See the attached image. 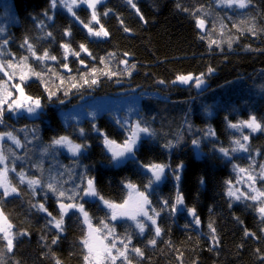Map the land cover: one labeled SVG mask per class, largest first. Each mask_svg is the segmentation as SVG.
I'll return each mask as SVG.
<instances>
[{
	"label": "trees",
	"instance_id": "trees-1",
	"mask_svg": "<svg viewBox=\"0 0 264 264\" xmlns=\"http://www.w3.org/2000/svg\"><path fill=\"white\" fill-rule=\"evenodd\" d=\"M12 1L17 22L0 38L8 40L10 47H3L7 54L1 58L11 59L8 51L15 53L16 61L27 57L39 79L24 81V88L29 96L41 100L44 109L39 119L6 111L0 124L27 142L19 149L6 142L3 148L9 180L18 194L4 197L0 190V209L16 234L12 251L0 239V264H110L105 259L85 260L89 250L84 240L90 228L79 211L70 210L64 216L63 231L49 223L52 216L59 218V200L63 199L48 189L49 183L66 195L80 193L75 202L84 205L92 228L103 230L102 236L108 231L104 224L114 229L107 244L116 238V247L122 248L120 240L130 236L131 264H264V218L259 212L264 196L249 198L256 196L251 186L264 193L260 178L264 174V131L254 134L249 128L229 127L252 116L264 126V0H247L245 9H229L217 0H133L135 8L128 0H102L95 10L108 32L106 37L90 35L81 23L91 20L88 6H76L73 16L58 4L53 8L51 0ZM197 18L204 20L203 30L197 27ZM90 26L100 27L95 22ZM25 40L36 56L47 51L56 59H35ZM81 44L91 55L81 51ZM63 45L71 51L65 53ZM181 75L200 76L206 86L181 83L177 80ZM52 77L58 82L69 78L71 87L60 84L57 91L58 86L49 84ZM6 79L0 72V82ZM77 79L80 85L73 87L72 80ZM92 79L98 82L92 85ZM64 92L74 96L73 102L86 93L140 94V123L151 134L141 139L132 156L116 164L104 138L122 145L130 130L108 114L66 122L60 112L65 107L60 106ZM62 136L82 145L83 151L72 156L52 144ZM37 143L44 159L29 155ZM153 164L166 166L161 181L155 180L148 167ZM89 179L99 197L118 205L128 200L127 185H135L151 201L149 214L152 208L159 212L155 218L161 235L155 237L154 227L143 216H137L147 224L143 234L129 216L112 219L115 209L104 206L99 198L83 195L81 190L87 188ZM29 180L40 183L30 187ZM230 189L239 193V200L228 195ZM178 194L181 204L176 203ZM39 204L52 216L39 210ZM246 231L251 235H245ZM153 238L155 245L148 243ZM132 248L141 249L143 256ZM115 264L125 262L117 259Z\"/></svg>",
	"mask_w": 264,
	"mask_h": 264
},
{
	"label": "snow or ice",
	"instance_id": "snow-or-ice-1",
	"mask_svg": "<svg viewBox=\"0 0 264 264\" xmlns=\"http://www.w3.org/2000/svg\"><path fill=\"white\" fill-rule=\"evenodd\" d=\"M58 0H51V6L53 8L56 7ZM60 3L63 4V6L65 8H67V10L72 13L73 16H75V12L73 11L74 6L78 5V2H82V3H86L88 8L92 9V15H91V20L88 23H84L83 21H81V23L84 25V27L88 30V33L92 36H108V32L104 29L103 25L100 24V21L98 19L97 13H96V5L98 3H100V0H59ZM224 2H226L229 6H231L232 4H236L239 8H245L247 6L246 0H224ZM128 3L132 5L133 8L136 7V5L133 3V0H128ZM179 6V5H178ZM139 10L137 9V12ZM105 15H107V13H105ZM76 19H79V17H76ZM141 19H143V16H141ZM95 22V24L100 25L99 30H94L93 27H91L90 25ZM204 20L197 18V27L202 29L204 28ZM128 29H125V31H127ZM0 31H2V29H0ZM66 35L70 34L69 32L65 33ZM49 36L51 35V33L48 34ZM7 43V40L4 41V44ZM25 44H28V41L25 40ZM64 49H65V53H68L69 51H71L68 47V45H63ZM80 49L81 51L88 53V55H91L90 52H88V49L85 47V45L81 44L80 45ZM28 50L32 53L33 56H36L35 51L33 50V46L31 44H28ZM73 55L79 56L80 52H75L72 51ZM127 55V54H125ZM36 58L38 60H45V59H52L55 60L56 57L55 56H50L49 53L47 51H45L42 55L40 56H36ZM66 58V57H65ZM27 60V57L22 58L21 63L25 62ZM102 63H104V61H101ZM81 63L83 64L84 61L81 60ZM126 63V62H125ZM19 65H13L11 62L4 64V63H0V72H3L5 76L8 77L9 80H12L15 77V72H12L11 74L9 73L8 69H12L14 67H18ZM65 67H67V65H65ZM133 67H135L133 65ZM95 69H93V73H95ZM209 72H212L213 69H209ZM35 75H39L38 73H33ZM27 77L25 75H20L19 76V83H16L14 85H12V88L15 91L19 92V97H17L16 99L12 100L11 103H8L6 100L0 99V117H2L3 115V105L5 103H7V107L9 111H13V110H17V109H21L25 107V103L27 102V108L26 110L29 113L34 112L37 108H39L40 105V100L39 99H34L31 96H27L24 92L23 87H21V85L23 84V82L25 81ZM177 80L180 81L181 83H188L189 81L195 80L196 82V86L200 87V85L203 83V81L199 78V77H193L191 75L188 76H178ZM84 82L86 84L89 83V81L87 79L84 80ZM98 81L96 79H92L90 81V83L92 85L96 84ZM76 85H73V87H75ZM9 96H11V92H9L8 94ZM241 126L243 127H247L249 129H251L252 132H256V131H264V126L261 125V123L257 122L255 116H252L249 120L247 121H241L239 124H229V127L231 128H235V129H239L241 128ZM83 131V130H81ZM140 133H145V134H151L149 132V129L147 127H141L140 124H137L135 126V128L130 129V135L128 136V138L124 141V143L122 145H118L116 144V142L114 140H110L107 136H105L104 138V143L105 146L108 148L109 151L112 152V159L114 161L119 160L121 157H124L126 154H133L134 152V148L137 144L138 139L140 138ZM5 136H7L9 139L13 140L17 145H19V141L12 135V133H2L0 134V139H3ZM244 140H248V136H244L243 137ZM197 141H193V144H197ZM235 143L237 145H239V147L243 150H247L245 148V146L243 144H241V142L239 140L235 141ZM53 145H57V146H63V147H67L68 150L75 156L77 155L81 148L83 147L80 144H75L73 143L68 137L62 136L58 139H54L52 141ZM236 149H233V151H235ZM220 151L225 155L228 156V150L227 149H223L221 148ZM5 160V157L3 156V154H0V163H3ZM150 171H152L153 176L155 177L156 181H160L162 178V175L164 173V169H165V165H159V164H153L148 166ZM178 167H183V165H179ZM13 171H15V169H13ZM241 171H244L243 169H241ZM179 175L176 176V179L179 180ZM250 179L254 178L249 177ZM261 179H264V174L261 175L260 177ZM21 182H24V177L23 174H21ZM40 181L38 180H29L28 184L29 186H33V185H37L39 184ZM152 181H149V184H151ZM48 189L50 191H52L54 194H57V196L59 198H63L61 200H59V218L57 219L56 216H52L51 212H48V209L45 208L44 204H39L38 208L39 210L46 212L49 216H52V221H50L49 223H54V226L56 229H58L59 231H63V222H64V216L67 215V213L70 210H76L79 211L83 217H84V223H87L89 225V228L91 229V222H90V218L88 215V212L85 210L84 205L76 201L77 196L80 195L79 192H73L71 195H66L65 191H57V188L55 187V185L53 183H49L47 185ZM128 188L135 190V185L132 184H128L127 185ZM0 188H3V193L2 195L4 197H7L9 195L12 194H18L17 193V189L15 187H11V186H5V184L3 182H0ZM83 192V195L85 196H93V197H99V193L96 190L94 181L92 179H89L87 182V188L86 189H82L81 190ZM228 195L230 196H235V193L231 191V189L228 192ZM261 196H264V193H260ZM139 196V201H138V206H137V211L134 214L129 215V219L133 220L135 222V228L138 229L140 234H143L145 232V229L147 227V224L145 223L146 221H150L151 225L154 227V233H155V237H159L161 235V228L157 225V221L156 218L157 216H159V212L156 211L155 208L151 209L152 215L149 214V210L147 209L146 206H149L151 204V201H149L148 196L144 193V192H139L138 193ZM235 198L237 200L240 199L239 196H235ZM252 200H257V196H251L249 197ZM100 200L103 201V203L111 208V209H115L118 206L112 204L111 202L104 200L103 197H99ZM64 200H68V201H72L69 203H65ZM177 204H181L183 203V199L182 197L178 194L177 195V200H176ZM165 204H167V202L165 201ZM173 211H175V206H173ZM190 213L195 216V210L194 209H190L189 210ZM259 212L262 216V218H264V206H261L259 208ZM120 215H128L127 213H120ZM137 216H143L145 218V220H138ZM117 218V213L115 211H113L112 213V219H116ZM195 223L198 225L200 223L199 218L195 219ZM11 227L12 225L10 223H7V218L3 216V213L0 212V233H3L2 236H0V239L6 241V247L8 249V251H12L13 246H14V239L16 237V234L11 233ZM104 229H107V235H105L104 239H107L108 235H113L114 233V229L108 228L107 224L103 225ZM209 228L212 229V232H215V229L212 228V225H209ZM94 231L99 232L101 231V229H95ZM20 235H26V233H21ZM245 235H251V233H248L247 231L245 232ZM213 240H216L215 235L212 236ZM125 240H127V243L125 242ZM125 240H120V243L123 245L122 248H117L116 247V238H114L110 244L104 245L103 246V258L107 261L110 262V264H115L117 259H123V261L125 262V264H131V261L129 260L128 257V251H129V244L131 243V237L128 236L125 238ZM57 242L56 239H53L52 243L55 244ZM149 244L155 245L156 244V239L153 238L151 240L148 241ZM84 245L86 248H88L89 250V254L85 256V260L89 261L90 257H92V253H93V249L89 244V240L88 238H86L84 240ZM113 249H115V255H113ZM132 252L136 253V255L138 256H143V252L141 251V249L139 248H132L131 249ZM57 264H59V261H57Z\"/></svg>",
	"mask_w": 264,
	"mask_h": 264
},
{
	"label": "rangeland",
	"instance_id": "rangeland-1",
	"mask_svg": "<svg viewBox=\"0 0 264 264\" xmlns=\"http://www.w3.org/2000/svg\"><path fill=\"white\" fill-rule=\"evenodd\" d=\"M101 1L102 0H100V2ZM217 1H218V4L222 5L223 7L229 8V9H235L236 7L239 8L236 4H232L231 6H229L226 2H224V0H217ZM69 2H70V0H69ZM246 3L248 6L247 0H246ZM57 4L59 6L64 7L63 4L59 2V0H58ZM78 5L87 6L86 3H82V2H78ZM75 7L76 6H74L73 10L75 9ZM245 8H240V9H245ZM64 9L67 10V8H65V7H64ZM17 15L18 14L15 11L14 4H13L12 0H0V29H2V31H0V38L6 34L7 29L10 25L15 24L17 22ZM0 41H1V43H0V63L11 62L14 66L19 65L18 67L8 69L10 74L12 72H15V77L12 80H9L7 77V79L4 82H0V99L6 100L8 103H11L12 100L19 97V92L15 91L12 88V85L19 83V76L20 75H25L27 77L25 79V82L29 81L31 79H39V78H37V75L33 74V73H36V70H34V68L28 64L31 62L28 59L23 63H21V61H16L17 58H16V55L13 51H8V54L12 58L7 59L6 61H3L1 58V55L3 54L2 49H4L3 47H7V48L9 47V44H8L9 41L7 40L6 44H4L5 40L0 39ZM6 54L7 53H4L3 55H6ZM30 57H33V56H30ZM35 59H37V58L35 57ZM49 60L50 59H46V61H49ZM41 61L44 62V60H41ZM193 77H195V76H193ZM199 78L203 81V83L200 85V88L202 89L203 87L206 86V82H205L204 78H202L200 76H199ZM67 81L70 82V79L65 78V80L61 79L60 82H58L56 78L52 77V79L49 80V84H55L56 86H58L57 87V91H58L60 84L62 85V87H64V86L65 87H71L70 84H67L68 83ZM188 83L196 86L195 80L189 81ZM188 83H186V84H188ZM78 84L80 85L78 79L72 80V85H78ZM21 87H23L25 94L27 96H29L25 91L24 84H22ZM9 92H11V96L8 95ZM63 95H64V99L61 101L60 106L64 105L65 107H61L60 112H61V114H62V116L66 122H69V121L72 122L74 120L75 121H81V120L84 121L85 119H88V118L96 119L101 115L108 114L116 123H118L123 128H127L128 130L135 128V126L137 124H140V126L143 127L140 123V120H141L140 119V111L142 108L141 103H142L143 96L140 94H128V95H123V96H113V95L91 96V95H88V93H86L85 95H82L80 98H78V100H76L74 102H73L74 96H72L70 94L67 95L66 92H64ZM33 98L37 99L35 97H33ZM40 105L41 106L39 108H37L34 112L29 113L26 110V108H27V102H26L24 108L13 110L11 112L14 113L15 115L27 114L31 118L39 119V118H42L41 112L44 109L41 100H40ZM6 107H7V103H5L3 105L4 111H3L2 117H0V124L3 122L4 113L6 111H9V110H7L8 107L7 108ZM241 128H247V127L241 126ZM9 132L12 133V135L20 143H19V145H17L13 140L9 139L7 136H5L3 139H0V154H3V156L5 157L4 162L0 163V182H3L5 184V186L13 187V185L11 184V182L9 180L10 167L7 163L6 156L3 152V148L5 149L6 142L10 143L13 147H15L17 149L24 147L27 142H25V140H23L21 137L19 138V136L16 135L15 132L10 131V130L6 131V130H3L0 128V134L9 133ZM259 132L260 131H256L253 133L257 134ZM147 136H148V134L140 133V138L138 139L135 148L140 145L141 139L144 137H147ZM71 141L73 143H75L73 140H71ZM75 144H78V143H75ZM59 147L64 149V151L66 153L74 156L68 150L67 147H63V146H59ZM83 148L84 147H82L80 152L75 156H78L83 151ZM107 150H108V148H107ZM108 152L112 153L109 150H108ZM133 154H134V152H133ZM133 154H126L124 157H121L119 160H116L115 163L119 164V162H122L126 157L132 156ZM197 154H198V156H200V151H197ZM29 155H39L42 159H44V155H41V145L39 143H37L35 145L34 149L32 150L31 154H29ZM32 158L34 160H36V158L34 156H32ZM81 168H83V166ZM39 172L42 173V171H40V170H39ZM28 176H30V175L28 174ZM164 176H165V171L162 175L161 180L163 179ZM242 181L245 184L247 182L246 179H242ZM245 184L242 185V187H241L242 189H244ZM0 190L3 191L4 189L0 188ZM250 190L254 191L255 195L258 198L261 196L260 192H259L258 188H256V186H251ZM231 191L235 193V196L239 195V193L236 190L232 189ZM136 193H138V190L130 189V194H129L128 200L126 201V204L118 205V204H115L114 202L109 201L112 204L118 206L114 210L117 213V218H122L124 216H129L131 214L136 213L138 201L140 199L138 194H136ZM243 194L247 195V192L244 191ZM91 198H94V197L91 196ZM95 198H99V197H95ZM104 206H106V205L104 204ZM0 212H2L1 209H0ZM122 212L127 213L128 215H120V213H122ZM3 216L6 217L4 214H3ZM7 223L11 224V222L9 221L8 218H7ZM95 229L96 228H91L90 231L88 232L89 244L93 249L92 258L95 259L96 261H101V260L103 261V259H104L103 258V246L107 245V242L105 240L112 239L113 235H108L107 239H104L105 236H102V234H101L103 230L96 232V231H94ZM10 231H11V233H13V226L11 227ZM1 234L3 235V233H1ZM106 235H107V233H106ZM114 252H115V249H113V253Z\"/></svg>",
	"mask_w": 264,
	"mask_h": 264
}]
</instances>
